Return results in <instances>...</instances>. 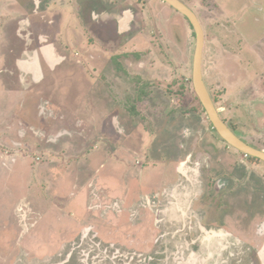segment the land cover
Here are the masks:
<instances>
[{
    "label": "rangeland",
    "instance_id": "374dc122",
    "mask_svg": "<svg viewBox=\"0 0 264 264\" xmlns=\"http://www.w3.org/2000/svg\"><path fill=\"white\" fill-rule=\"evenodd\" d=\"M181 1L214 105L264 150V0ZM195 49L162 0H0V264H235L211 231L252 226L264 162L212 130Z\"/></svg>",
    "mask_w": 264,
    "mask_h": 264
},
{
    "label": "water",
    "instance_id": "95a60500",
    "mask_svg": "<svg viewBox=\"0 0 264 264\" xmlns=\"http://www.w3.org/2000/svg\"><path fill=\"white\" fill-rule=\"evenodd\" d=\"M162 1L184 16L189 21L195 32L196 49L193 61V87L211 125L213 126V129L216 131L218 136L227 143L228 146L242 152L247 157L255 158L264 162V150L255 148L238 137L222 119L220 112L217 110L212 101L203 73L205 32L197 14L181 0Z\"/></svg>",
    "mask_w": 264,
    "mask_h": 264
},
{
    "label": "flooded vegetation",
    "instance_id": "af4514ba",
    "mask_svg": "<svg viewBox=\"0 0 264 264\" xmlns=\"http://www.w3.org/2000/svg\"><path fill=\"white\" fill-rule=\"evenodd\" d=\"M231 130H232V128H231ZM240 153H242V152H240ZM248 158L250 159V157H248ZM221 181L225 183V186L223 188L221 187L222 183L220 184ZM226 182H228L227 177L221 178V180H219V182L216 186L217 189L225 190V188L228 186V184ZM260 200L264 201V196H260ZM262 207L263 206H261V208ZM221 222L226 227L225 229L223 228L220 231V233H215L214 231H211V232H213L214 235H216L219 238L218 242L221 243L220 247L222 248V251L220 253L221 255L223 254L225 257H228V252H229L230 257L232 258L231 263L237 264L234 260V255H233V248L236 246L235 239H237V240L242 241L244 246H245V251H246V263L245 264H264V209H261V213L256 215V217L254 218V222L252 223L251 227H249L247 229H243L241 227L242 228L241 231H239L236 228L237 224L235 223V221L232 217L227 216L226 218L222 219ZM256 223H257V225H254ZM202 225L203 224H202V220H201L200 227L202 229L201 228L199 229L198 224L195 226L198 229V233H200V232L206 233L207 230H206V228H204V225L203 226ZM230 229L233 230V233L230 231ZM195 233H196V231H195ZM88 234L89 233L86 232L85 234H83V237H88L89 236ZM93 239H96V237L93 236ZM238 246L241 247L240 245H238ZM237 250H239V249H237ZM239 262H241V261H239Z\"/></svg>",
    "mask_w": 264,
    "mask_h": 264
},
{
    "label": "bare ground",
    "instance_id": "6f19581e",
    "mask_svg": "<svg viewBox=\"0 0 264 264\" xmlns=\"http://www.w3.org/2000/svg\"><path fill=\"white\" fill-rule=\"evenodd\" d=\"M187 173L189 174V175H194V173H193V170H192V168H191V171L189 172L188 170H187ZM185 175H186V172L184 173ZM187 182V184H189V186H191V187H194L195 185H198L199 187H201V180H200V178L199 177H193V179L192 180H189V179H187L186 180ZM203 186V185H202ZM205 191V190H204ZM202 192V191H201ZM164 193V192H163ZM199 193V192H198ZM204 193V192H203ZM197 194V191H195V190H192V191H190V193L187 195L188 196V201H187V203H186V205H187V208L188 209H190L192 206H193V204H194V200H195V198H194V196ZM200 194V193H199ZM204 195V194H203ZM202 198V197H201ZM171 200H174L175 201V199L174 198H172ZM171 200H170V205L169 204H165V202L162 204V207L164 208V210L163 211H165V213H166V216L169 218V217H171L170 216V214H169V212H168V210H167V207H171L172 209H173V207L174 208H176V206H177V203H175V204H172V202H171ZM177 202V201H176ZM196 202V201H195ZM198 204V203H197ZM179 206V205H178ZM202 207V206H201ZM199 209V208H198ZM205 210V209H204ZM206 212V211H205ZM165 213L164 214H162V217L165 219ZM195 214H196V216H197V218L199 217V214L198 213H196L195 212ZM206 214V213H205ZM205 217V216H204ZM188 218V217H187ZM187 218H185V220H187ZM174 221H176L177 222V220H170V223H168V231L169 230H172V228L173 227H169L170 225L169 224H171V225H173L174 223H172V222H174ZM180 221V220H179ZM177 223H182V222H177ZM183 225H187V226H189L188 225V221H186V223L185 224H183ZM199 227V226H198ZM200 228V227H199ZM195 229H197V227L196 228H194V230ZM179 239H181V238H179ZM182 240H184V239H182ZM235 242H236V246L233 248V251H239V250H237V249H243V248H245V246H244V244L240 241V240H237V239H235ZM214 244V243H213ZM213 244L211 245L212 247H213ZM238 245H240L241 247H239ZM243 246V247H242ZM214 248V247H213ZM192 253H193V255H195V251H193L192 250ZM192 253H191V255H192ZM233 255H235V254H233ZM240 255V254H239ZM239 257H237V259H238ZM245 259H242V262L244 261Z\"/></svg>",
    "mask_w": 264,
    "mask_h": 264
},
{
    "label": "trees",
    "instance_id": "16d2710c",
    "mask_svg": "<svg viewBox=\"0 0 264 264\" xmlns=\"http://www.w3.org/2000/svg\"><path fill=\"white\" fill-rule=\"evenodd\" d=\"M196 100H198V97H196ZM199 104H200V107L202 108V112L203 113H206L205 112V110H204V108L202 107V104L200 103V101H199ZM211 128H212V130L216 133V131L213 129V126L211 125ZM251 146H253V145H251ZM254 147V146H253ZM255 148H257V147H255ZM259 149V148H258ZM261 150V149H260ZM251 160H256V161H260V160H258V159H255V158H250Z\"/></svg>",
    "mask_w": 264,
    "mask_h": 264
},
{
    "label": "crops",
    "instance_id": "0c3cea01",
    "mask_svg": "<svg viewBox=\"0 0 264 264\" xmlns=\"http://www.w3.org/2000/svg\"><path fill=\"white\" fill-rule=\"evenodd\" d=\"M4 1H5V0H4ZM9 16H12V13H8V17H9ZM23 25L25 26V23H23ZM131 193L134 195L135 192L133 193V192L131 191ZM127 199H128V197H127Z\"/></svg>",
    "mask_w": 264,
    "mask_h": 264
},
{
    "label": "built area",
    "instance_id": "2783aa9c",
    "mask_svg": "<svg viewBox=\"0 0 264 264\" xmlns=\"http://www.w3.org/2000/svg\"><path fill=\"white\" fill-rule=\"evenodd\" d=\"M246 156V155H245ZM246 158H248L247 156H246Z\"/></svg>",
    "mask_w": 264,
    "mask_h": 264
}]
</instances>
